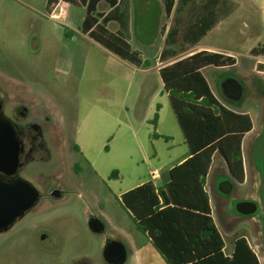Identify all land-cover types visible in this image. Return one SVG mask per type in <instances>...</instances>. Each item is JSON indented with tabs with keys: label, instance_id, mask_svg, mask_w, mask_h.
<instances>
[{
	"label": "rangeland",
	"instance_id": "obj_1",
	"mask_svg": "<svg viewBox=\"0 0 264 264\" xmlns=\"http://www.w3.org/2000/svg\"><path fill=\"white\" fill-rule=\"evenodd\" d=\"M22 1L39 8L46 3V0ZM243 9H234L212 41L235 57L237 65L209 68L204 74L214 94L230 109L258 112L253 114L255 128L243 143L247 160L245 181H234L232 191L225 193L221 185L232 176L223 158L216 153L208 187L226 252L231 253L235 240L245 236L264 264V76H258L251 66L244 69V55L258 43L259 36L264 38V20L258 8L253 16ZM44 14L45 9H32L20 0H0V95L9 111L15 105L26 106L37 122L50 124L51 139L49 152L39 155L22 173L36 187L40 199L9 231L0 233V264H107L103 251L110 240L126 246L125 264H166L148 238L137 230L134 219L120 201L121 192L135 185L130 180L132 171L135 169L138 177L143 176L146 168L143 157L135 158L138 164L130 158H122L114 150L117 140L104 139L108 130L117 137L125 130L124 125L121 129L109 122L104 125L102 120L109 121V118L94 109L80 113V104L86 99L92 103L91 108L108 105L99 103L95 89L99 81L76 83V90L63 86L56 73L60 67L58 57L65 27ZM40 43L42 48L36 51L35 45ZM220 76L224 80H241L246 86L244 100H227L218 84ZM144 102L146 104L147 100ZM111 112L124 118L119 108H112ZM86 115L90 117L87 129L94 150L93 167L99 176L74 148L76 123ZM174 126L176 131L170 140L160 141L161 157L151 159L159 164L157 166L173 160L178 162L188 152L179 125ZM113 171H120L122 177L111 178ZM55 190L62 195L52 196ZM241 201L257 203V212L250 216L239 214L237 204ZM92 218L103 223V232L91 230ZM141 244H146L153 253L138 254L136 250Z\"/></svg>",
	"mask_w": 264,
	"mask_h": 264
},
{
	"label": "crops",
	"instance_id": "obj_2",
	"mask_svg": "<svg viewBox=\"0 0 264 264\" xmlns=\"http://www.w3.org/2000/svg\"><path fill=\"white\" fill-rule=\"evenodd\" d=\"M223 1L222 9H232L231 12L194 44L185 41L183 35L188 28L199 24L205 14L208 15L209 11L204 9H211L212 11L215 9V0H191L185 6L182 5L181 9H185V11L179 16L177 14L179 0H175L173 10L169 16L163 0H46L43 8L34 7L32 4L20 0L22 4L30 6L32 9H45L46 14L44 16L46 18L65 27L58 57L60 67L56 73L63 86L69 90H76L78 88L77 84L82 83V81H99V84L95 87L99 96V103L105 102L108 107L94 105L91 108L92 103L89 99H86L80 104V113L81 111L90 112L91 109H94L104 118H109V121L102 120V123H105L104 125L109 122L110 125H119L120 129L124 125L125 130L117 137L111 130L107 129L104 139L111 137L114 141L117 140L114 150L122 158H130L135 161V158L139 155L143 157V164L146 165V168L142 171L144 172L143 176L138 177V172L135 169L132 171L130 180L135 182V185L130 190L148 182H152L156 187H163L167 182L168 172L175 166L185 162L191 155L185 135L172 107L166 84L161 76L162 69L200 52L231 56L223 48L215 46L212 41L213 36L218 34V31L220 32L221 26L231 18L234 9L245 8L243 10L249 16H253L256 8H258L260 16L264 20V0ZM52 14L60 16L58 19H54ZM176 17L183 21L179 27L174 22ZM174 25L173 35L169 38V33ZM253 26L251 25V29L254 28ZM176 30H178V33ZM193 36L191 35L189 38L192 39ZM260 37L257 39L258 43L253 45L244 55V69L251 66L252 70L256 71L257 75L261 77L264 76V54H252L253 49L260 46L264 47V38L261 39ZM41 48V43L35 45L36 51ZM255 58L256 62L254 61ZM260 59L263 61H260ZM236 65L237 60L233 66L215 67L211 65L201 71L205 76L204 72L209 68H232ZM214 74L216 76V73ZM103 77L105 80H102ZM223 81V76H220L218 84L221 86L222 93ZM238 81L244 87L242 98L244 100L246 86L241 80ZM211 91L214 94L212 88ZM253 92L256 93L257 90L254 89ZM214 96L222 105L230 109L215 94ZM145 99L147 100L146 104ZM112 108H119L124 118L113 115ZM233 111L247 114L252 120L253 129L244 136L245 139L255 128L253 114H258V112L253 109ZM156 115H158L157 126L153 124ZM89 122V115L77 121L74 130V148L99 176L100 174L93 167L92 162L94 150L89 141L87 129ZM174 124H178L180 127L188 152L178 162L173 160L171 163H163L157 166L159 164L156 165L152 160L161 157L162 147L160 141L170 140V137L176 131ZM154 133L159 134L161 137H154ZM244 139L242 142V155L245 168L247 160L244 154ZM157 163L161 162L158 161ZM136 164L138 163L136 162ZM212 166L206 183V191L209 197L208 178ZM121 177V172L116 171L114 178L119 180ZM130 190L121 192L120 195L122 196ZM210 204L213 213L211 197ZM234 248L231 253H227L225 250L226 255L231 257ZM136 252L141 254L151 251L147 249L146 244H141ZM259 260L261 262L260 257Z\"/></svg>",
	"mask_w": 264,
	"mask_h": 264
},
{
	"label": "trees",
	"instance_id": "obj_3",
	"mask_svg": "<svg viewBox=\"0 0 264 264\" xmlns=\"http://www.w3.org/2000/svg\"><path fill=\"white\" fill-rule=\"evenodd\" d=\"M163 1L169 16L175 0ZM190 2L179 0L178 16L185 11L182 5ZM223 2L215 0L213 11L204 9L209 11L208 15L186 30L184 40L197 43L227 16L232 9H222ZM174 22L179 27L183 21L176 17ZM173 28L175 25L169 38ZM191 35H194L192 39ZM252 54H264V47L253 49ZM235 64L236 59L231 56L200 52L161 71L191 155L168 172L163 187L148 182L124 193L120 201L134 219L137 230L148 238L167 264H261L245 236L236 239L232 256L226 255L225 240L214 220L206 191L216 153L225 161L234 181H245L242 142L253 129L252 120L249 115L222 105L201 71L211 65ZM157 120L158 115L153 120L155 126ZM154 137L161 136L154 133ZM115 174L113 171L112 177Z\"/></svg>",
	"mask_w": 264,
	"mask_h": 264
},
{
	"label": "water",
	"instance_id": "obj_4",
	"mask_svg": "<svg viewBox=\"0 0 264 264\" xmlns=\"http://www.w3.org/2000/svg\"><path fill=\"white\" fill-rule=\"evenodd\" d=\"M222 91L227 100L239 102L243 98L244 87L237 79L228 78L222 83ZM17 137L16 128L0 114V170H9L11 167L9 174L17 167L16 156L19 152ZM14 143L17 144L15 149ZM233 185V182L228 180L221 185V189L225 193H230ZM54 195L59 196L55 192ZM39 198L38 190L30 181L22 178L6 181L0 178V232L14 226L18 219L36 206ZM257 210V203L252 201H241L237 204V212L244 216L254 215ZM90 228L96 233L104 231V225L99 219L91 220ZM103 255L109 264H125L128 259L126 246L115 240L107 242Z\"/></svg>",
	"mask_w": 264,
	"mask_h": 264
},
{
	"label": "flooded vegetation",
	"instance_id": "obj_5",
	"mask_svg": "<svg viewBox=\"0 0 264 264\" xmlns=\"http://www.w3.org/2000/svg\"><path fill=\"white\" fill-rule=\"evenodd\" d=\"M0 104V114H2L16 128L18 132L17 140L19 149L18 155L16 156L17 167L15 168L12 174H9L8 172L11 170V167H9V170H0V178L6 181L18 180L20 178L25 179L22 176V173L27 168V166H29L34 160H36L39 155L49 152L50 150V124L44 121L37 122V120L31 115L30 109L26 106L15 105L9 111L7 103L1 95ZM16 145L17 144L15 143L13 144L14 149L16 148ZM228 180L232 181L234 184V180L232 179V177H228L227 181ZM54 192L59 194V196H55ZM61 195L62 194L60 193V191L57 190L53 191L52 193V196L54 197H60ZM34 207L31 208L28 212H26V214L22 218L18 219L17 222L23 219L30 211L34 209ZM93 219L97 218L90 219L89 226L91 220ZM11 228H9L8 230L1 231L0 233L7 232ZM106 263L109 264L108 262Z\"/></svg>",
	"mask_w": 264,
	"mask_h": 264
},
{
	"label": "built area",
	"instance_id": "obj_6",
	"mask_svg": "<svg viewBox=\"0 0 264 264\" xmlns=\"http://www.w3.org/2000/svg\"><path fill=\"white\" fill-rule=\"evenodd\" d=\"M60 14H61V13H60ZM59 16H60V15H58V14H57V15H53V14H52V18H54V19H58Z\"/></svg>",
	"mask_w": 264,
	"mask_h": 264
}]
</instances>
